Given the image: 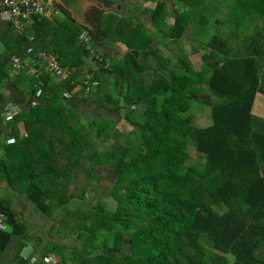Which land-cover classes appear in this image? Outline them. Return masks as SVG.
I'll return each mask as SVG.
<instances>
[{"label": "trees", "instance_id": "1", "mask_svg": "<svg viewBox=\"0 0 264 264\" xmlns=\"http://www.w3.org/2000/svg\"><path fill=\"white\" fill-rule=\"evenodd\" d=\"M152 1L141 15L155 33L136 6L123 17L91 8L92 29L59 6L65 21L35 18L22 34L0 22L9 43L0 53V87L13 80L39 99L11 123L24 121L27 137L4 143L0 183L47 219L61 213L58 226L80 230L82 245L49 242L41 260L25 257L29 227L4 198L0 264H46L50 256L53 264H264V118L253 114L264 95V0ZM186 39L197 42L190 53L201 54L199 71L189 52L169 46ZM108 42L126 54L111 58ZM38 52L55 55L70 76L58 81L39 65L32 75L26 64L15 72L12 57L24 63ZM87 75L98 82L91 93ZM65 93L126 111L132 132L111 118L85 122ZM198 104L210 108V126L194 125L189 114ZM104 180L116 208H89L91 186ZM73 199L87 205L69 210ZM53 228L51 237L63 239Z\"/></svg>", "mask_w": 264, "mask_h": 264}, {"label": "rangeland", "instance_id": "2", "mask_svg": "<svg viewBox=\"0 0 264 264\" xmlns=\"http://www.w3.org/2000/svg\"><path fill=\"white\" fill-rule=\"evenodd\" d=\"M44 3V6H46V3L48 2L47 0H42ZM135 5H131L128 3V6L126 5V11L129 9V12L131 11V9L133 8V6L138 7L137 9H133V11L135 13H137L136 15L140 18H142L144 20L143 24L145 23V29H147L148 32L150 33H155L154 28L151 26V24L148 21V18H144L141 14H143L144 12V8L145 9H153L155 7V3L152 0H133ZM167 1H171V0H167ZM207 3H210L211 0H204ZM131 5V6H130ZM58 4L55 5H51V6H46L48 9H52L54 11H58ZM61 7V6H59ZM202 8L204 7L203 5L201 6ZM173 6L170 3V9H172ZM60 11V10H59ZM139 11V12H138ZM87 13V12H86ZM129 14V13H128ZM58 20L61 21H65L63 20L64 17L62 16V12H59V14L56 16ZM169 22H172V19L168 20ZM157 38H160L157 36ZM111 45H109V43L106 45L107 50H109V52L118 55L119 57H122V55L124 56L127 52V49L125 46L115 43V42H110ZM196 44L197 42L194 40H183L181 41V43L179 45H172L169 44L170 47L174 48V50H176L177 48H179L180 50H183L185 52H189V60L192 63L193 67L197 70L200 69V67L203 65V61L201 60V54H192L190 53V44ZM8 43H0V53H3L5 51V45ZM7 46V45H6ZM66 50V47H64ZM180 50L178 51L177 54H179ZM13 58V57H12ZM59 81V79H58ZM133 86H129V88L132 89ZM128 88V90H129ZM134 88V87H133ZM124 89H126V87H124ZM134 90V89H133ZM88 99V98H86ZM73 102V101H71ZM72 105L74 103H71ZM77 106L75 107V111L79 110L84 112V120L87 123L92 122L93 119L98 118H111L113 120L116 121V128L119 131H122L124 133H130L132 132V127L130 126L129 123H127L124 120V116H125V112L126 111H117V112H110L106 109H102L96 105H94L92 102L85 101V100H81L79 103H76ZM123 105V103H122ZM74 108V107H73ZM96 110H95V109ZM253 114L259 117L264 118V95L262 94H258L256 96L255 99V103H254V107H253ZM192 118H193V122L194 125L200 128H204L207 126H210L212 124V118L210 116V108L208 107H204L201 105H194L190 114H189ZM101 150L106 149V146L104 147H100ZM190 155L192 157L193 160H196L195 164L203 166L204 165V158L203 156H199L195 151L191 150L190 151ZM112 188V184L108 183L107 181H102V183L100 184H96L94 183L91 186V191H90V197H89V208H94L96 205H98L99 203H104L106 205L107 208L110 209H114L116 208V203L112 200V198L110 197V191ZM24 195H20V197L18 198V195L13 193L10 189L7 190L6 192H2L0 193V200L1 199H9L12 200L13 205L15 210L17 211V213L20 215V217L22 218V220L28 225L29 227V242L27 243V245L30 246L31 249H34V253L33 255H35V260L39 261L41 260L42 256H41V248L45 247L48 245L49 242H55V243H62L64 245H79V247H81V243L79 242V240L77 239L78 234L80 232V230H75V231H71L68 232L63 228H60L58 226L59 222H61L62 220V214L61 213H57L56 216H54L53 219H47L44 217V215H42L36 208V206L27 199V197ZM81 205H87L86 201H77V200H72L68 209L72 210L77 206H81ZM53 227L57 228L60 230L61 234L60 236L63 239H54L53 237H51L50 232L52 231V229H54ZM52 228V229H51ZM55 229V232L56 230ZM54 233V231H53ZM64 233V236H63ZM67 233V234H66ZM66 234V235H65ZM207 249H209L210 251H213L212 247L210 245L206 246ZM41 250V251H39ZM68 251H70L67 248ZM50 261L46 262V264H53L54 261L56 262L55 258L53 256H50ZM34 257L31 258V260H33ZM53 261V262H52Z\"/></svg>", "mask_w": 264, "mask_h": 264}, {"label": "built area", "instance_id": "3", "mask_svg": "<svg viewBox=\"0 0 264 264\" xmlns=\"http://www.w3.org/2000/svg\"><path fill=\"white\" fill-rule=\"evenodd\" d=\"M43 3L44 2L42 0H0V22L12 27L17 34H22L26 27L33 23L35 18L51 19L59 14V10L54 11L47 8L48 6H51L49 2L46 3L47 7L44 6ZM82 38L87 40L89 43V39H86L85 35H83ZM0 43H2L1 39ZM28 52L32 53V50L30 49ZM31 61L33 63L38 61L45 65L48 70L61 81L67 79L71 74L68 69L62 67L56 56L38 52L31 58ZM12 63L13 69L17 70L21 64V60L20 58L14 56L12 58ZM32 74H37V72L33 71ZM86 79L87 81L84 83L85 92L91 93V91L98 87V82L90 84L91 75H87ZM38 95H40V91ZM64 96L66 99L71 98V94L69 93H65ZM17 115L18 113L16 111H11V109L8 108L7 113H5V120L7 122H11ZM0 229H6V226L3 224L2 215H0ZM48 261H50V259H48Z\"/></svg>", "mask_w": 264, "mask_h": 264}, {"label": "crops", "instance_id": "4", "mask_svg": "<svg viewBox=\"0 0 264 264\" xmlns=\"http://www.w3.org/2000/svg\"><path fill=\"white\" fill-rule=\"evenodd\" d=\"M53 18H51V19H53ZM108 43H109V45H111L110 42H108ZM6 45H5V47H8L9 43ZM107 51H108L107 54L111 58H117V57L122 58L123 57V55H122V57H119L118 55L109 52V50H107ZM51 56H55V55H51ZM16 57H18V56H16ZM18 58H20V57H18ZM20 60H21V58H20ZM32 63L33 62L31 60L24 62V63H22V61H21V64L18 67V69L17 70L14 69V70H15V72L19 71L21 69L22 65L26 64L27 67L29 66L31 68L30 74H32L33 71H36L37 74H39L41 68H38V65L40 67H46L45 65L41 64L38 61L33 63V64ZM12 66H13V63H12ZM199 70L197 69V71H199ZM13 77H15V73H13ZM59 81H61V80H59ZM37 96H39V95H37ZM69 100H70L69 101L70 105L72 107H74V109L77 106V104H76L77 102L79 103L81 100L88 101V99H86V96H84V97L79 96V97H75V98H73L71 96V98ZM71 101H73V102H71ZM38 102H39V99L37 97L30 96L26 92L18 91V89L14 85L13 80L8 81L3 87H0V157L2 156V149H3L4 143H6L7 145L15 144V142H16L15 136H17V135H19L21 138L27 137V130H26V125H25L24 121L18 122L16 124V127H14L13 125H11L12 121L7 122L5 120V113H7L8 108H10L11 111H16L17 113H19L20 111H29L31 109V107L35 106V104H37ZM89 102H91V101L89 100ZM71 103H74V104L72 105ZM93 104L96 105L95 103H93ZM78 111L79 110H77V112ZM79 113H81L83 116H85L83 111H80ZM9 189L10 188L7 186L6 182L0 183V193L6 192ZM19 197H20V194L18 195V198ZM33 253H34V249H31L29 245H26L23 252H22V254L25 255V257L32 255ZM33 261H35V255H34Z\"/></svg>", "mask_w": 264, "mask_h": 264}, {"label": "water", "instance_id": "5", "mask_svg": "<svg viewBox=\"0 0 264 264\" xmlns=\"http://www.w3.org/2000/svg\"><path fill=\"white\" fill-rule=\"evenodd\" d=\"M50 5L58 4L71 18L79 25L92 29V26L86 21V12L91 8H96L104 14H115L120 17L125 16V0H49Z\"/></svg>", "mask_w": 264, "mask_h": 264}, {"label": "clouds", "instance_id": "6", "mask_svg": "<svg viewBox=\"0 0 264 264\" xmlns=\"http://www.w3.org/2000/svg\"><path fill=\"white\" fill-rule=\"evenodd\" d=\"M49 2V1H48Z\"/></svg>", "mask_w": 264, "mask_h": 264}]
</instances>
